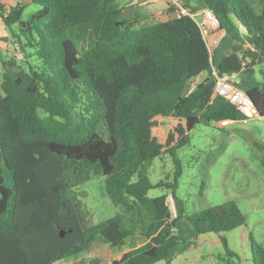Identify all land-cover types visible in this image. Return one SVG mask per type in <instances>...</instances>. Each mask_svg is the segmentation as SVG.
I'll return each instance as SVG.
<instances>
[{"label":"trees","instance_id":"1","mask_svg":"<svg viewBox=\"0 0 264 264\" xmlns=\"http://www.w3.org/2000/svg\"><path fill=\"white\" fill-rule=\"evenodd\" d=\"M203 1L219 29L257 50L261 77L247 93L264 117V0ZM29 2L40 9L24 20L27 4L0 0L22 54L3 61L0 83V264L78 261L98 238L102 263L171 264L197 245L179 234L184 219L196 239L217 234L228 263L240 259L225 234L247 223L236 200L195 212L181 202L176 218L169 203L183 173L178 151L191 130L244 118L214 95V54L195 18L178 16L173 2L150 24L126 16L118 0ZM217 69L230 72L223 63ZM253 146L264 166V145ZM165 155L173 180L154 182L151 164ZM96 176L105 177L121 209L99 224L78 191ZM159 188L168 192L149 195ZM250 240L253 264H264V245Z\"/></svg>","mask_w":264,"mask_h":264},{"label":"rangeland","instance_id":"2","mask_svg":"<svg viewBox=\"0 0 264 264\" xmlns=\"http://www.w3.org/2000/svg\"><path fill=\"white\" fill-rule=\"evenodd\" d=\"M19 1L27 4L23 13L24 20H28L40 9L38 4L31 3L29 0ZM131 1L118 0L120 5L128 7L124 13L126 16L136 14L143 16L146 24L159 20V15L166 9L165 0H160L158 4L149 2L150 0H139L146 3L129 6ZM191 2L199 9L204 3L203 0ZM197 19H201L199 14ZM79 45L81 50L86 48V39H81ZM224 46L223 42L216 48L215 65L223 53ZM15 53L18 57V52ZM215 67L218 70V66ZM1 80L2 73H0V83ZM231 126H237V128L233 129L211 122L198 124L191 130L190 142L178 151L183 163V173L175 191L176 198L169 195V203L172 211L179 213L181 202L186 211L195 212L209 205L236 200L241 210L247 215V223L225 234L230 246L239 253L241 260L239 264H253L250 234L258 243L264 245V166L260 163L257 149L253 146L254 141L264 145V118L255 116L247 123L238 121ZM149 171L154 182L165 178L172 181L174 164L171 156L155 158ZM78 191L82 192L80 198L86 209L90 211L93 224H99L121 211L105 191L104 176H96L86 181L78 188ZM167 192L165 188H159L151 190L149 195L157 196ZM178 226V232L182 237H193L191 234L193 228L185 219L179 221ZM194 240L197 245L178 255L171 264H236L238 257L230 259L228 263L217 234L207 233ZM102 247L101 243L99 250L94 254L91 253L83 263L106 264L98 258V255L103 252ZM154 264L167 263L160 261Z\"/></svg>","mask_w":264,"mask_h":264},{"label":"crops","instance_id":"3","mask_svg":"<svg viewBox=\"0 0 264 264\" xmlns=\"http://www.w3.org/2000/svg\"><path fill=\"white\" fill-rule=\"evenodd\" d=\"M174 1L175 0H165L164 4L167 7L168 3ZM191 1L192 0H183V3L194 10L196 14H199L201 18H203V11L207 9L205 4L203 3V7L199 9V7H196V5H194V3H192ZM149 2L158 4L160 3V0H150ZM142 3L145 4L146 1L132 0L129 6L137 4L142 5ZM206 39L209 50L211 53L213 52L212 54H214V56L217 54L216 48L220 47L223 42L225 43V46L223 47V53L218 58L217 65H214L218 66L219 64L223 63L225 67L230 71L227 73L233 75L234 84L238 89L247 92L249 89L255 87L258 84V80L261 77V68L257 65L258 52L256 49H254L249 44H243L233 40L229 35L225 33L224 30H221L219 28L214 29ZM15 52H17V49L15 44L13 43V38L8 29L5 27L3 20L0 19V73H2L3 61L11 56H14L16 54ZM215 66L214 68H216ZM258 117L264 118L260 115H258ZM238 121H230L226 126L235 129L237 128V126L231 125ZM191 234H193L192 239H194L196 237L194 230ZM101 243L103 244L102 238L96 239L92 243L86 257L79 259L78 261L70 262L68 264H86L83 263L84 260L87 259V257L91 253L94 254L97 250H99ZM98 258L102 262L99 255ZM240 261V259H237V262L235 263L239 264ZM87 264H91V262Z\"/></svg>","mask_w":264,"mask_h":264},{"label":"built area","instance_id":"4","mask_svg":"<svg viewBox=\"0 0 264 264\" xmlns=\"http://www.w3.org/2000/svg\"><path fill=\"white\" fill-rule=\"evenodd\" d=\"M173 3L178 8V16L190 15L191 17L195 18L205 39L209 37V35L214 29L218 28L219 22L215 14L208 8L203 11V18L199 20L197 19L196 12L192 10L189 6L184 4L182 0H175ZM0 19H2L1 12ZM18 54V58L22 57L21 53ZM213 73L216 77L214 95L224 96L228 98L232 103L237 105L244 115V118L241 120L242 122L247 123L251 118L259 115V110L251 96H249L246 91L240 90L235 86L233 80L234 77L232 74L224 73L223 75H220L216 68H214ZM197 81V79H194L189 83L187 93H191L195 89ZM229 122L230 121L228 120H224L220 123V125L226 126L229 124ZM177 213L178 212L175 210L174 212L172 211V217L176 218Z\"/></svg>","mask_w":264,"mask_h":264},{"label":"water","instance_id":"5","mask_svg":"<svg viewBox=\"0 0 264 264\" xmlns=\"http://www.w3.org/2000/svg\"><path fill=\"white\" fill-rule=\"evenodd\" d=\"M70 231H71V230H70ZM65 232H66L65 230L61 229V230H60V234H61V236H64V235H65Z\"/></svg>","mask_w":264,"mask_h":264}]
</instances>
